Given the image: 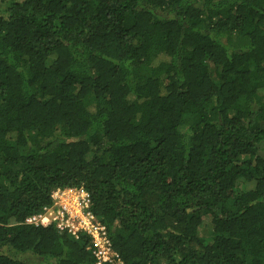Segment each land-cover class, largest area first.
<instances>
[{"label":"trees","instance_id":"obj_1","mask_svg":"<svg viewBox=\"0 0 264 264\" xmlns=\"http://www.w3.org/2000/svg\"><path fill=\"white\" fill-rule=\"evenodd\" d=\"M65 187L124 264H264V0H0V264H96Z\"/></svg>","mask_w":264,"mask_h":264},{"label":"built area","instance_id":"obj_2","mask_svg":"<svg viewBox=\"0 0 264 264\" xmlns=\"http://www.w3.org/2000/svg\"><path fill=\"white\" fill-rule=\"evenodd\" d=\"M53 204L31 215L27 222L33 226L55 227L61 233L79 238L87 234L91 238L96 264H124L113 248L108 229L91 209V196L84 188H57L52 195Z\"/></svg>","mask_w":264,"mask_h":264}]
</instances>
